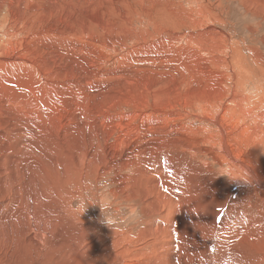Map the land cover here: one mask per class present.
<instances>
[{
    "label": "bare ground",
    "instance_id": "obj_1",
    "mask_svg": "<svg viewBox=\"0 0 264 264\" xmlns=\"http://www.w3.org/2000/svg\"><path fill=\"white\" fill-rule=\"evenodd\" d=\"M183 7L175 0H0V29L7 33L0 35V176L34 164L64 171L70 184L73 172L86 177L131 168L115 196L140 201L146 216H158L139 235L144 247L152 245L141 259L124 260L128 248L94 256L97 239L87 237L62 264H243L239 239L255 250L264 238V214L249 213L257 194L264 197V182L235 159L264 160V78L243 61L231 63L229 74L219 71L227 63L217 56L223 34L212 26L196 36L180 33L201 25ZM197 12L206 19V10ZM205 46L209 59L197 54ZM115 49L126 52L108 67L107 53ZM187 116L201 125L190 128ZM190 152L212 155L225 177L237 179L209 178L210 162L196 170L185 161ZM225 185L226 196L238 200L211 211ZM8 199L5 218L15 210ZM31 220L40 233L43 220ZM0 248L1 256L10 254L12 241Z\"/></svg>",
    "mask_w": 264,
    "mask_h": 264
},
{
    "label": "rangeland",
    "instance_id": "obj_2",
    "mask_svg": "<svg viewBox=\"0 0 264 264\" xmlns=\"http://www.w3.org/2000/svg\"><path fill=\"white\" fill-rule=\"evenodd\" d=\"M175 1L182 3L185 10L193 11L192 20L194 19L193 21L201 24L199 25L200 27L195 28L192 25L191 28L182 27L179 31L180 33L196 36L201 32L204 33L209 26H212L223 34L220 42L221 46L218 47V49H222H219V55L217 54V56L219 59L227 61L225 63L227 66L221 64L219 71L229 74L231 63L236 64V61H243L248 63L245 68L247 67L257 77L261 76L264 78V0ZM199 10H206V19L202 20V17H194V14L198 13L197 11ZM0 32V35L7 34L3 29H0ZM132 44L129 42L126 47H130ZM181 44L183 45V42H179L177 46L180 47L182 46ZM197 48L200 50L197 45H194V48L192 47L194 50H198ZM208 49H210L209 46H205L197 54L200 53L201 56L209 59L212 53L208 52ZM115 50L113 51L115 52ZM118 51L116 50L111 55V52L107 53L112 60L108 67H113L112 65L116 64V60L126 52V50H123L125 51H122L123 53L120 50ZM234 52L239 57L242 56V58L234 60ZM242 77L244 78L245 76L242 75ZM247 93L253 94L256 92L251 91L250 87L247 86ZM117 110L118 112L125 111V108L120 107ZM191 112L195 114L198 111L192 108ZM186 120L189 122V127L197 128L198 125H201L195 120V117L187 116ZM209 129H212L211 125ZM210 133H213V131H210ZM210 146H212V142L201 147L208 149ZM208 155L205 158H201V155L193 156V152H190L185 156V161L188 160L189 165L196 170L205 169V163L209 161L212 171L205 175L209 178L225 181L226 177L222 173L224 166L214 163V158L207 157ZM235 159L247 166L257 175L261 182H264V177L261 175V171L264 168V160L247 158V161L244 162L241 157ZM34 167L40 166L34 164L20 168L14 166L9 173L0 176V243L7 240L8 242L12 241L13 244L11 252L8 250L4 251L6 253L10 252V254L6 256L0 255V264H62L66 261V255L71 252L69 249L75 245L74 250L76 252L80 251L82 243L87 240V237L97 239L94 240L97 242L98 247L93 253H96L94 256L100 257V252H103V254L105 253V258H107L108 254L114 253V251L128 248L129 250L127 249L128 252H126L123 259L133 263V261L141 259V254H150L152 245L144 247L147 239H143L139 235L141 231L146 229L148 223L151 220V222L157 220L158 216L154 218L146 216L140 201L129 202L125 199L124 194L117 193V196H115L116 193H114L115 190L117 191L121 179H123L121 177L131 175V168L119 174L115 171H110L102 175L89 174L86 177L83 172L81 174L73 172V175L70 174L68 178L72 179L74 174L77 176L71 180L70 184H67L64 171L43 169L41 167V169L32 170ZM76 169L78 168L76 167ZM36 177V188L42 190L38 194L33 191ZM79 178L81 179L79 180ZM76 181L78 184H76ZM221 181H217V184L220 185ZM221 189L223 195H219L221 198L217 202L219 206L211 209V211L225 206L229 200H238L236 195L226 196V185L222 186ZM255 191H258V188ZM7 198H10L8 200L15 204V210L10 214L12 215L10 218L3 216L2 205ZM263 200L264 197L257 194V203L253 208H249V213L254 219L264 214ZM81 203H86L89 206L84 214L78 211V205ZM211 211L210 213L213 214ZM238 212L242 211L239 210ZM26 213H31L33 215L32 218L36 217L43 220L40 233L35 231V224L31 220L32 218L21 219V217H25ZM69 214H75L76 216L68 219ZM103 215L106 217L113 215L119 219V222L108 226L103 222ZM133 215L138 216L137 221L133 224L127 223V218ZM213 224H219L218 217H214ZM92 228L95 234L88 236L90 233L86 232L88 230L92 231ZM256 230L257 228L252 229L249 234ZM224 233L231 235V239L234 236L229 227L224 229ZM214 238L216 239L218 236L215 235ZM77 243L78 245L76 246ZM216 243L217 241L215 240ZM237 248L244 254L243 264H264V238L259 239V245L255 250H253L254 246L252 244L244 240V237L240 238ZM68 250L69 252H67ZM216 253L218 254V252ZM209 260L211 263L214 260L212 254H210V248L207 257V261Z\"/></svg>",
    "mask_w": 264,
    "mask_h": 264
},
{
    "label": "clouds",
    "instance_id": "obj_3",
    "mask_svg": "<svg viewBox=\"0 0 264 264\" xmlns=\"http://www.w3.org/2000/svg\"><path fill=\"white\" fill-rule=\"evenodd\" d=\"M227 178H229L230 180H236L237 178L232 176V175H226ZM89 206L86 204V203H81L80 205H78V211H80L82 214H84L86 211H87V208ZM103 222L106 224V225H111V224H115V223H118L119 222V219L113 215H109V216H104L103 215ZM138 219V216L136 215H133V216H129L127 218V223L129 224H133L137 221Z\"/></svg>",
    "mask_w": 264,
    "mask_h": 264
}]
</instances>
